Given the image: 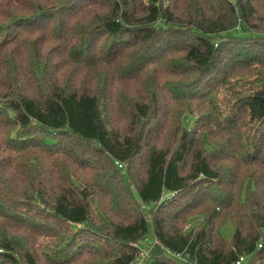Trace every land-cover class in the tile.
<instances>
[{"label":"trees","instance_id":"trees-1","mask_svg":"<svg viewBox=\"0 0 264 264\" xmlns=\"http://www.w3.org/2000/svg\"><path fill=\"white\" fill-rule=\"evenodd\" d=\"M150 228L147 264H264V0H0V264Z\"/></svg>","mask_w":264,"mask_h":264},{"label":"rangeland","instance_id":"rangeland-1","mask_svg":"<svg viewBox=\"0 0 264 264\" xmlns=\"http://www.w3.org/2000/svg\"><path fill=\"white\" fill-rule=\"evenodd\" d=\"M233 34H236V31L233 32ZM191 121H189V124H190ZM192 225L194 223H191ZM232 232H233V228L230 224H226L223 228H222V235L225 239L229 240L231 238V235H232ZM155 242L154 240V234H153V231L152 229L150 228V233L148 234V236L140 241L138 243V246L140 248V250L142 251V254L141 256L138 258V261L134 264H147L146 261L144 260V257L143 255L145 253H148L151 246L153 245V243Z\"/></svg>","mask_w":264,"mask_h":264},{"label":"built area","instance_id":"built-area-1","mask_svg":"<svg viewBox=\"0 0 264 264\" xmlns=\"http://www.w3.org/2000/svg\"><path fill=\"white\" fill-rule=\"evenodd\" d=\"M143 257H144V259L147 258V257H148V253H145V254L143 255ZM177 257H180V256L178 255ZM244 261H245L244 257H240V259H239L238 261H236L235 264H243Z\"/></svg>","mask_w":264,"mask_h":264}]
</instances>
